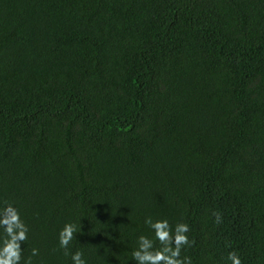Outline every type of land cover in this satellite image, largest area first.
Segmentation results:
<instances>
[{"label": "trees", "instance_id": "1", "mask_svg": "<svg viewBox=\"0 0 264 264\" xmlns=\"http://www.w3.org/2000/svg\"><path fill=\"white\" fill-rule=\"evenodd\" d=\"M5 202L32 264H71L65 223L69 254L134 264L148 216L192 264H264V0H0Z\"/></svg>", "mask_w": 264, "mask_h": 264}, {"label": "clouds", "instance_id": "2", "mask_svg": "<svg viewBox=\"0 0 264 264\" xmlns=\"http://www.w3.org/2000/svg\"><path fill=\"white\" fill-rule=\"evenodd\" d=\"M216 223L221 222V216L214 213ZM149 230V235H138L135 247L130 253L134 264H192V260L182 252L192 246L189 239L190 227L187 223L171 225L168 219H153L145 217L143 221ZM77 234L73 223H65L57 233V245L70 255L71 264H88L81 251L68 253L70 243ZM28 238V227L21 219L20 212L11 203L0 205V264H32L31 257L38 255L33 248L29 258L22 260L21 244ZM225 264H242L236 251H229Z\"/></svg>", "mask_w": 264, "mask_h": 264}]
</instances>
